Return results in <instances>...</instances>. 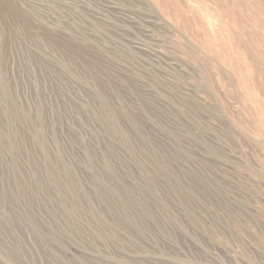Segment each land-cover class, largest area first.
<instances>
[{
    "label": "rangeland",
    "instance_id": "1",
    "mask_svg": "<svg viewBox=\"0 0 264 264\" xmlns=\"http://www.w3.org/2000/svg\"><path fill=\"white\" fill-rule=\"evenodd\" d=\"M0 264H264V0H0Z\"/></svg>",
    "mask_w": 264,
    "mask_h": 264
}]
</instances>
